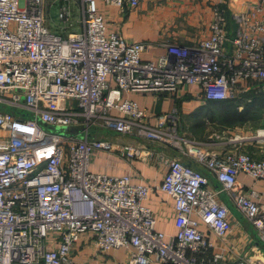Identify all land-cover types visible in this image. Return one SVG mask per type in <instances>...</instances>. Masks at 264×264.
<instances>
[{
	"label": "built area",
	"instance_id": "1",
	"mask_svg": "<svg viewBox=\"0 0 264 264\" xmlns=\"http://www.w3.org/2000/svg\"><path fill=\"white\" fill-rule=\"evenodd\" d=\"M80 1L81 28L64 27L62 34L47 24L46 0H0V105L14 108H0V264H95L77 259L82 241H92L97 253L127 250L125 264H264L246 253L229 260L201 229L226 240L230 208L218 197L226 193L264 242L259 194L237 187L240 174L264 183V159L205 151L175 125H151L148 110L126 96L197 86L206 101L236 100L248 81L261 83L264 94V0L233 14L232 38L226 0H219L206 37L193 45L169 43L156 59L143 57L144 41L110 32L97 0ZM103 1L120 9L140 4ZM58 18L73 25L69 1ZM80 124L81 135L51 131ZM95 127L177 148L190 144L220 187L177 157L166 158L157 186L93 172L95 151L129 159L142 151L93 136ZM156 189L174 200L172 235L156 227L144 203Z\"/></svg>",
	"mask_w": 264,
	"mask_h": 264
},
{
	"label": "crops",
	"instance_id": "2",
	"mask_svg": "<svg viewBox=\"0 0 264 264\" xmlns=\"http://www.w3.org/2000/svg\"><path fill=\"white\" fill-rule=\"evenodd\" d=\"M100 12L106 19L110 32L120 31L130 40L144 41L147 48L143 53L145 59H156L166 52V45L179 42L186 45L198 43L206 37L212 19V10L219 0H140L137 8L120 9L105 5L103 0H97ZM256 0H226V7L232 16L237 11L246 9L247 5L255 4ZM51 5L58 7L60 4ZM73 19L78 20L80 0H69ZM59 5V6H58ZM49 24V23H48ZM254 81L243 85L242 93L257 95L253 86ZM127 97L148 110V122L151 125H175L180 136L199 145L209 152L240 151L252 154L258 159H264V137H240L241 129L237 128L230 135L204 132L198 134L195 127L206 124L201 116L210 110L214 101L203 99L197 86L182 88L175 93L161 92H130ZM3 110L14 108L2 104ZM253 110L264 111V103H255ZM264 121V118H262ZM204 127V126H203ZM91 133L97 138H108L112 141L139 147L141 155L129 159L120 154L95 151L90 170L109 175L131 176L134 183H149L157 186L162 183L168 170L167 157L179 158L209 174L211 185L218 189L220 183L203 164L196 161L190 144L182 143L181 148L145 140L141 137L117 134L108 128H91ZM205 131V129H204ZM2 135V132H0ZM182 136V137H183ZM181 137H177L179 139ZM192 150V151H190ZM237 187L243 190L254 189L259 194V202L264 208V183L255 181L245 174L238 177ZM220 200L230 208L229 221L231 230L223 242L205 226L201 229L209 234L216 250H223L229 260H236L239 255L246 253L252 260L264 261V242L256 235L253 225L242 216L226 193H221ZM144 203L149 206L157 218L156 227L167 235L175 233L174 200L167 193L156 189L152 191ZM77 259L88 260L95 264H125L128 261L127 250L120 249L109 253H97L91 242H79L76 245Z\"/></svg>",
	"mask_w": 264,
	"mask_h": 264
},
{
	"label": "rangeland",
	"instance_id": "3",
	"mask_svg": "<svg viewBox=\"0 0 264 264\" xmlns=\"http://www.w3.org/2000/svg\"><path fill=\"white\" fill-rule=\"evenodd\" d=\"M63 2L60 6L69 0H62ZM61 0H46L45 3V17L49 28L56 33H64V27L69 28V30H79L81 25L75 19L73 20V25L64 24L58 18V7H53L51 5H57L60 3ZM59 6V5H58ZM226 13L229 18H232L231 12L228 11L226 4L224 5ZM238 12V11H237ZM79 16V14H78ZM237 28L236 22L233 20L230 21V37L234 36L235 30ZM256 92H257V99H254L251 94L242 93L236 101L232 103H218L211 105L209 108L210 110L204 113L201 118L206 119V124H202V126L195 127L197 129L198 134H204V132L208 133H215V134H226L230 135L229 131L232 132L237 128L241 129L240 137H264V134H261V131H264V111L260 110H251V104L255 101H263L261 100V91H262V84L259 82H255L253 84ZM21 116H26V112H22ZM83 125V124H80ZM204 126V127H203ZM205 129V131H204ZM52 132H58L64 135H67L63 127L59 129H51ZM81 135V133L79 134Z\"/></svg>",
	"mask_w": 264,
	"mask_h": 264
},
{
	"label": "water",
	"instance_id": "4",
	"mask_svg": "<svg viewBox=\"0 0 264 264\" xmlns=\"http://www.w3.org/2000/svg\"><path fill=\"white\" fill-rule=\"evenodd\" d=\"M45 127H47V125H44ZM60 127H53L51 129H59ZM65 132L67 134H75V135H79L82 131H84L85 126L84 125H75V126H67V127H63Z\"/></svg>",
	"mask_w": 264,
	"mask_h": 264
},
{
	"label": "trees",
	"instance_id": "5",
	"mask_svg": "<svg viewBox=\"0 0 264 264\" xmlns=\"http://www.w3.org/2000/svg\"><path fill=\"white\" fill-rule=\"evenodd\" d=\"M232 18H233V16H232ZM232 18H229V23H230V21L232 20ZM258 95V94H257ZM254 96L253 98L254 99H257L258 98V96ZM260 98H261V100H263V101H259V102H257V101H255L254 103H252L251 104V106L253 105V104H255V103H264V94H263V92L261 91V96H260ZM234 101H236V100H225V101H214L215 103H232V102H234ZM251 110H253L252 108H251Z\"/></svg>",
	"mask_w": 264,
	"mask_h": 264
},
{
	"label": "bare ground",
	"instance_id": "6",
	"mask_svg": "<svg viewBox=\"0 0 264 264\" xmlns=\"http://www.w3.org/2000/svg\"><path fill=\"white\" fill-rule=\"evenodd\" d=\"M261 134H264V131H261Z\"/></svg>",
	"mask_w": 264,
	"mask_h": 264
}]
</instances>
